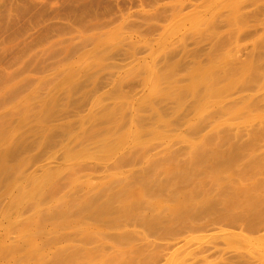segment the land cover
<instances>
[{
  "label": "rangeland",
  "instance_id": "374dc122",
  "mask_svg": "<svg viewBox=\"0 0 264 264\" xmlns=\"http://www.w3.org/2000/svg\"><path fill=\"white\" fill-rule=\"evenodd\" d=\"M0 264H264V0H0Z\"/></svg>",
  "mask_w": 264,
  "mask_h": 264
}]
</instances>
